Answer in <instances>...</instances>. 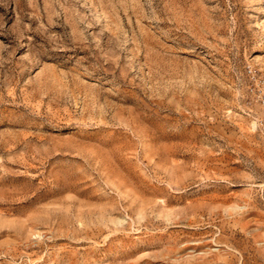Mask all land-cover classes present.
Listing matches in <instances>:
<instances>
[{
	"label": "rangeland",
	"instance_id": "rangeland-1",
	"mask_svg": "<svg viewBox=\"0 0 264 264\" xmlns=\"http://www.w3.org/2000/svg\"><path fill=\"white\" fill-rule=\"evenodd\" d=\"M264 0H0V264H264Z\"/></svg>",
	"mask_w": 264,
	"mask_h": 264
},
{
	"label": "built area",
	"instance_id": "built-area-1",
	"mask_svg": "<svg viewBox=\"0 0 264 264\" xmlns=\"http://www.w3.org/2000/svg\"><path fill=\"white\" fill-rule=\"evenodd\" d=\"M263 105H264V103H263ZM261 128L264 131V109H263L262 118H261Z\"/></svg>",
	"mask_w": 264,
	"mask_h": 264
}]
</instances>
